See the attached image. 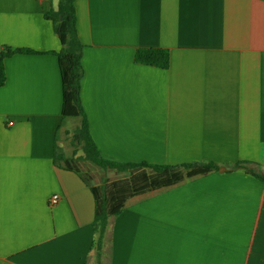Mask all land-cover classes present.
<instances>
[{
  "label": "crops",
  "instance_id": "0c3cea01",
  "mask_svg": "<svg viewBox=\"0 0 264 264\" xmlns=\"http://www.w3.org/2000/svg\"><path fill=\"white\" fill-rule=\"evenodd\" d=\"M57 4L0 0V52H35L4 59L0 264H264V183L229 171L250 162L264 174V0H74L99 155L225 168L124 209L99 251L88 183L54 165L81 123L61 115ZM148 48L169 51L168 69L135 62Z\"/></svg>",
  "mask_w": 264,
  "mask_h": 264
},
{
  "label": "trees",
  "instance_id": "16d2710c",
  "mask_svg": "<svg viewBox=\"0 0 264 264\" xmlns=\"http://www.w3.org/2000/svg\"><path fill=\"white\" fill-rule=\"evenodd\" d=\"M47 17L53 22L54 29L62 41V48L56 54L62 88L61 115L64 119L81 118L80 125L73 131V139L81 146L84 159L104 171H114L122 176L112 181L105 180L101 185H90L73 159L65 158L60 150L54 151L55 166L76 173L89 185L94 198L93 245L99 251L111 218H115L126 208L217 172L221 166L213 162L159 165L147 162L119 163L103 159L89 133L87 116L80 99L83 46L77 36L74 0H58L56 9L50 8L47 11ZM58 24H61V27L58 28ZM16 53L35 52L27 48L0 52V86L6 81L4 59ZM134 60L143 65L168 69L169 51L153 48L138 49ZM250 165H252L250 162H236L230 166L229 171H244L264 183V174L254 171Z\"/></svg>",
  "mask_w": 264,
  "mask_h": 264
},
{
  "label": "rangeland",
  "instance_id": "374dc122",
  "mask_svg": "<svg viewBox=\"0 0 264 264\" xmlns=\"http://www.w3.org/2000/svg\"><path fill=\"white\" fill-rule=\"evenodd\" d=\"M53 5L58 3V0H50ZM74 121V120H73ZM75 123H72L69 126V130L63 133V138L61 141V145L64 141V153L66 158L73 159L75 161L76 167L78 170L84 174L86 179L89 181H93L95 186L101 185L105 180H115L122 177L120 174L114 171H104L99 167L93 165L91 162L84 159V155L82 152V148L80 145L76 143L73 139V130L75 128ZM108 264V257L105 255L102 257V260L96 259V257L92 258L89 264Z\"/></svg>",
  "mask_w": 264,
  "mask_h": 264
},
{
  "label": "built area",
  "instance_id": "2783aa9c",
  "mask_svg": "<svg viewBox=\"0 0 264 264\" xmlns=\"http://www.w3.org/2000/svg\"><path fill=\"white\" fill-rule=\"evenodd\" d=\"M45 0H36V2L39 5H43ZM59 202V196L58 195H52V197L49 199V206H54Z\"/></svg>",
  "mask_w": 264,
  "mask_h": 264
},
{
  "label": "water",
  "instance_id": "95a60500",
  "mask_svg": "<svg viewBox=\"0 0 264 264\" xmlns=\"http://www.w3.org/2000/svg\"><path fill=\"white\" fill-rule=\"evenodd\" d=\"M224 171H225V168H220V169H219V172H224ZM90 184L93 185L94 182H93V181H90Z\"/></svg>",
  "mask_w": 264,
  "mask_h": 264
}]
</instances>
